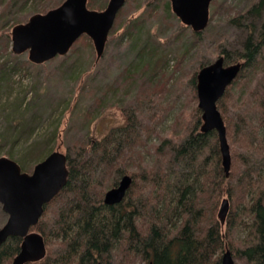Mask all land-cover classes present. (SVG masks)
<instances>
[{
	"label": "trees",
	"instance_id": "1",
	"mask_svg": "<svg viewBox=\"0 0 264 264\" xmlns=\"http://www.w3.org/2000/svg\"><path fill=\"white\" fill-rule=\"evenodd\" d=\"M62 1L34 2L30 11L45 12ZM144 2L139 4L145 9L148 5ZM87 5L93 9L99 6L94 0H87ZM164 5L166 12L173 15L168 0H164ZM263 9L264 0H253L244 14L259 17ZM148 10L152 12L151 8ZM3 14L4 7L1 16ZM237 14L243 15L240 11ZM140 16L125 20L121 29V37H128L122 38L128 40L126 47L135 63L123 69L120 79L124 81L115 90L122 88V94L134 92L131 96L137 99L134 103L142 105L147 99L149 107L126 108L122 122L102 137L87 136L74 142L72 155L66 154L65 185L44 206L38 222L30 228L42 235L46 243L45 256L26 264H96L98 261L106 264H221V251L229 244L227 232L234 231L236 225L243 226L247 234L235 250L254 264H264V84L258 91L251 89L245 99L241 93L234 96L231 92L232 84L239 78L243 80L241 76L254 67L263 54V21L256 36L251 33L246 36L241 50L228 51L218 44L216 47L224 55L225 64L240 60L244 63L217 101L231 156L226 176L215 131H200L201 111L195 106L186 120L182 119L179 133L161 137L160 144L155 145L156 152L162 156V165L143 163L138 149L147 147L151 137L157 134L151 122L161 115V105L155 98L162 95L157 90L158 81L151 79L152 83L146 75L154 53L147 42L140 39L137 42ZM16 23L19 20L13 22ZM1 24L0 38L6 44L10 42L11 29L4 30ZM119 24L116 18L109 32L111 35ZM193 36L189 45H183L175 72L179 62L193 48L199 50L204 35L200 31ZM5 51L10 56L0 62V89L17 68L16 63L11 62L17 55L11 48ZM206 64L208 62L199 63L188 72L192 100L197 97V71ZM77 78L79 82L81 76ZM17 99L12 104L4 100L1 105L0 144L6 147L4 152L8 157L29 172L36 162L57 149L64 133L58 131L60 119L50 133H43L44 126L37 123L41 120L38 111L31 121L27 118L29 107L23 105L24 97ZM183 115L182 111L180 116L183 118ZM22 140L24 152L17 157ZM25 156L33 163L26 166ZM101 169L110 175L106 183L95 178ZM123 174L132 178L123 199L112 205L104 203V192L116 185ZM224 198L229 203L223 223L225 229L217 217ZM21 240L19 236H10L0 245V264H10L19 251Z\"/></svg>",
	"mask_w": 264,
	"mask_h": 264
},
{
	"label": "rangeland",
	"instance_id": "2",
	"mask_svg": "<svg viewBox=\"0 0 264 264\" xmlns=\"http://www.w3.org/2000/svg\"><path fill=\"white\" fill-rule=\"evenodd\" d=\"M42 1L0 0V22L4 30L9 27L11 29L16 20L25 22L34 13L30 11L33 3ZM95 1L99 6L94 9L98 10L101 6H106L108 0ZM140 1L142 0H126L116 17L120 26L113 30L112 35L109 33L104 52L98 59L91 38L84 34L74 42L66 54L58 55L44 63L30 62L27 52L16 54V58L11 61L13 64L16 63V73L12 72L9 82L0 89V110L4 100L12 104L22 96L24 97L23 105L26 104L29 107L27 118L34 121L33 114L38 111L37 115L41 120L37 123L44 126L43 133H50L56 120L60 119L61 125L58 131L63 130L64 135L61 136L62 142L58 144L56 150L72 155L71 146L75 141L87 136L93 139L102 137L122 122V114L126 108L131 110L132 106L140 109L149 107L147 99L142 101V105H139V102L134 103L137 101V99L134 100V96L131 97L134 92L122 94V88H119V91L115 90L117 85H121L124 81L120 79L123 69L135 63L134 56L128 52L129 47H126L128 40L123 39L128 37L126 35L121 37V29L125 20L141 14V23L136 32L137 42L139 39L147 42L146 45L154 53L151 69L146 75L149 81L151 79L158 81L157 90L162 96L155 98V102L161 105L159 111L161 115L151 122L157 134L151 137L147 147H140L138 150L143 156L144 164L156 167L162 165V156L156 152L155 145L160 144L161 137H172L173 134L179 133L182 128V119L186 120L192 107L198 108L197 97L193 100L190 98L191 88L187 84L188 72L193 71L199 63L212 62L221 55L220 48L218 50L216 48L217 44L228 51L241 50L248 34L256 36L259 33V28L262 26L261 20L264 21V9L261 15L256 17L253 14H244L253 0H211L210 19L207 27L202 31L204 39L199 50L193 48L179 62L180 66L175 72L174 68L180 60L179 54L183 50V45H189L193 41L194 32L176 17L171 7L170 11L173 15L166 12L164 0H145L144 4L148 5L145 9L142 4H139ZM3 7L6 15L1 16ZM148 8H151L152 12ZM239 11L243 14L242 16H237ZM235 16L239 20L234 21ZM5 48L10 51L11 41L5 44V41L0 38V62L10 56L6 54ZM78 76H81L79 82ZM241 77H244L243 80L239 78L232 84L231 92L234 96L241 93L245 99L251 89L258 91L264 84V51L257 64L249 68V71ZM166 80H168L166 88L163 90ZM39 104L41 106L38 109ZM227 104L225 100V106L228 107ZM182 111L183 118L180 116ZM1 122L2 118H0V132ZM31 137L33 138L34 135ZM23 142L22 140L19 143L21 148H18L17 157H21L24 152L22 151ZM5 149V146L0 148V155H6ZM32 163L25 156L26 166ZM95 178L97 181L106 183L110 175L101 169L96 172ZM6 217L7 214L0 204V226ZM222 227L225 229V224H222ZM233 230L227 232L226 241L229 244L224 246L221 255L227 248L231 251L234 264H254L235 250L247 231L241 225H236Z\"/></svg>",
	"mask_w": 264,
	"mask_h": 264
},
{
	"label": "water",
	"instance_id": "3",
	"mask_svg": "<svg viewBox=\"0 0 264 264\" xmlns=\"http://www.w3.org/2000/svg\"><path fill=\"white\" fill-rule=\"evenodd\" d=\"M126 0H108L102 10L89 9L87 0H63L44 13L36 12L22 23L11 28L12 51L21 54L27 51L32 63H44L58 55L66 54L73 43L82 35H88L100 58L104 52L108 33L116 15ZM172 12L192 31H203L209 21L211 0H169ZM264 30V22H263ZM243 62L224 65V56L198 70L196 74V95L201 111L200 131H215L221 153V164L229 175L231 156L226 136V126L217 101L226 87L237 76ZM68 175L66 154L53 150L36 162L31 172L22 171L12 158L0 156V204L7 214L0 226V245L10 236L22 238L17 254L10 264H26L42 259L46 243L42 235L31 231L41 217L44 206L65 185ZM129 174H123L116 185L107 189L103 196L108 205L120 202L131 184ZM229 203L222 199L217 217L224 223ZM96 264H106L98 261ZM221 264H234L231 252L226 249Z\"/></svg>",
	"mask_w": 264,
	"mask_h": 264
},
{
	"label": "bare ground",
	"instance_id": "4",
	"mask_svg": "<svg viewBox=\"0 0 264 264\" xmlns=\"http://www.w3.org/2000/svg\"><path fill=\"white\" fill-rule=\"evenodd\" d=\"M199 69H200V68H199ZM199 69H198V70H199ZM197 72H198V71H197ZM236 77H237V76H236ZM236 77H235V78H236Z\"/></svg>",
	"mask_w": 264,
	"mask_h": 264
}]
</instances>
